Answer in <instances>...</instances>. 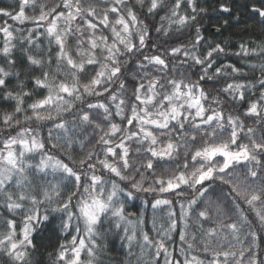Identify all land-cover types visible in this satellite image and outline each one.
<instances>
[{"label":"snow or ice","instance_id":"1","mask_svg":"<svg viewBox=\"0 0 264 264\" xmlns=\"http://www.w3.org/2000/svg\"><path fill=\"white\" fill-rule=\"evenodd\" d=\"M234 2L0 6L4 264L56 218L50 264H104L110 235L135 264H264V0Z\"/></svg>","mask_w":264,"mask_h":264},{"label":"trees","instance_id":"2","mask_svg":"<svg viewBox=\"0 0 264 264\" xmlns=\"http://www.w3.org/2000/svg\"><path fill=\"white\" fill-rule=\"evenodd\" d=\"M251 0H235L233 12L243 11L239 6L244 3H250ZM12 3V0H0V6H7ZM218 0H207V3L204 5L208 7L209 12H212V8L217 6ZM209 23L208 19H205V24ZM212 24H217L218 22L213 20ZM242 30H244V26L241 25L239 28H231L229 30H221V33H217L214 31V28H209L205 35L210 39L221 42L224 40H232L238 42L241 37L238 35ZM249 32V36H244L243 39L247 40L249 38L255 39V36H252V33H259L260 28L255 25L254 22H251L247 28ZM127 212H130L133 215H137L143 212V206L139 200L129 202L127 205ZM60 223L59 219H51L50 222L46 223L41 227L39 232L36 234V244L37 250L33 254V264H50V258L48 253L54 252L58 243H62L63 239L61 237V233L58 229V224ZM178 241V236L174 237ZM105 247L102 253V259L104 264H130L128 262V253L125 245L122 244L121 240L116 238L115 236H108L104 241ZM132 264H135L134 258L131 257ZM0 264H4L2 260H0Z\"/></svg>","mask_w":264,"mask_h":264},{"label":"rangeland","instance_id":"3","mask_svg":"<svg viewBox=\"0 0 264 264\" xmlns=\"http://www.w3.org/2000/svg\"><path fill=\"white\" fill-rule=\"evenodd\" d=\"M37 182L39 183L40 181H37ZM126 209H127V206H126ZM128 213H130V212H128ZM125 247H126V249H128L126 245H125ZM133 252L136 254V256H139L140 255V250L138 248H135L134 247L133 248ZM127 253H128V250H127ZM132 258H134V257H132ZM130 260H131V257H129V254H128V262L129 263H130ZM134 261H135V258H134Z\"/></svg>","mask_w":264,"mask_h":264},{"label":"water","instance_id":"4","mask_svg":"<svg viewBox=\"0 0 264 264\" xmlns=\"http://www.w3.org/2000/svg\"><path fill=\"white\" fill-rule=\"evenodd\" d=\"M214 31H215V29H214Z\"/></svg>","mask_w":264,"mask_h":264}]
</instances>
